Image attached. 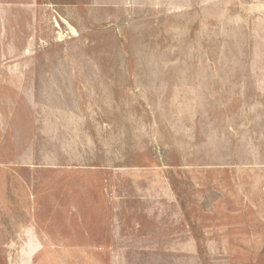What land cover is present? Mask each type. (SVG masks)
Returning a JSON list of instances; mask_svg holds the SVG:
<instances>
[{
    "label": "rangeland",
    "instance_id": "374dc122",
    "mask_svg": "<svg viewBox=\"0 0 264 264\" xmlns=\"http://www.w3.org/2000/svg\"><path fill=\"white\" fill-rule=\"evenodd\" d=\"M0 264H264V0H0Z\"/></svg>",
    "mask_w": 264,
    "mask_h": 264
}]
</instances>
